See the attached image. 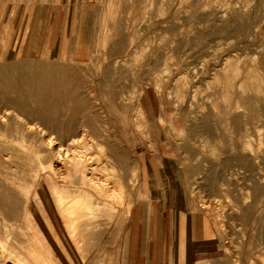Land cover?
Listing matches in <instances>:
<instances>
[{"label":"rangeland","instance_id":"rangeland-1","mask_svg":"<svg viewBox=\"0 0 264 264\" xmlns=\"http://www.w3.org/2000/svg\"><path fill=\"white\" fill-rule=\"evenodd\" d=\"M151 1L0 0V8L6 4L8 10L5 14L6 25L0 20V93H2L0 97L5 95L9 97V100H5L6 96L0 100V145L3 146H0V253L3 255L0 254L2 256H0V264H23L24 259L25 262L29 260L27 264H34L41 258L40 264L43 262L51 264L53 260L58 264H142L147 257L151 261L156 253V246L152 244H156L159 238L156 229L158 226H147L151 205L148 206L145 195V167L140 164L141 160H148L151 156L154 159L163 156L165 159L162 164H172L170 170L175 176L174 183L180 196L176 206L178 209L181 208L187 220L189 225L187 233L191 238L186 248L182 247L180 254L185 264H264L262 259L264 258V0ZM62 6L72 12L71 31L63 34L64 36L53 27H48L50 15L55 14ZM242 9L247 11L245 18L238 15V10ZM221 12L226 13L222 20L218 15ZM44 20H47V23ZM84 25L87 28V44L82 45L79 34ZM251 37H254V43L246 48V53L248 55L251 53V56L247 55L245 59L250 63L249 57L254 58L255 55V60L260 58L262 90L256 92L254 87L244 96L237 94L240 105L246 111L242 115L241 112L235 113L228 107L229 103L226 104L222 100L220 89L211 80L214 70L219 69L223 59L235 53V49ZM230 40L237 44V48L226 46ZM25 75L37 78V83L43 85H47L48 80L54 79L55 83L62 85L61 93L58 92L60 99L56 101L51 96L45 101L38 90L36 96H29L25 90L20 89L23 82L21 78ZM66 77L77 82L79 89L74 90V93H71L69 79ZM11 84L15 93L7 89L12 87ZM65 86L67 91L64 92H67L65 93L68 95H65L67 98L63 93ZM6 89L9 91L6 92ZM8 92L10 95L18 94L24 97H20L21 101L15 95L13 98L10 97ZM11 101L18 103L21 101L22 107L21 104L10 106ZM62 102L63 104L60 105ZM50 103H53L55 110ZM47 106L49 109L46 108V113ZM37 107H41L45 113L32 112ZM21 109L25 111L22 112ZM48 110L52 112L49 113ZM205 115L208 116L210 124L208 133L201 132L197 128ZM236 116H239L237 128L233 126ZM39 119H58L63 124L76 119L80 125L77 124V135L84 132L83 139L86 138L84 149L89 155L86 153L87 159L90 158L88 165L91 163L90 167L94 166L96 171L93 176H88L92 182L96 178L100 182L104 177L106 178V174H103L100 168L103 167L106 156L109 154L118 156L114 161L111 159L117 173L108 178L116 185L119 184L117 187L114 186L117 189L123 185L121 190L124 192L121 191V195L125 196L122 197L123 202L121 199L122 206L110 209L117 210L116 213L112 211L113 218L111 214L108 215L111 212L110 206H105L106 203L101 200L100 202L95 200L98 195L96 196L93 188L79 185L81 180L78 173L72 170L70 162L57 164L54 161L56 154L52 153H56L55 147L61 143L66 132L46 128ZM86 122L89 128L85 129L83 125ZM244 123H247V126H244ZM245 138H250L254 153L251 156L239 151V146L242 145L243 140H246ZM12 144L13 147L8 146ZM19 148L22 150L20 151ZM50 149H54L53 152L52 150L50 152ZM213 151L214 154H211ZM65 163L68 164L67 166L70 164L68 171ZM69 168L74 176L72 172L69 173ZM239 171L243 172L241 176ZM233 173L239 174L236 190L230 184ZM67 174H72L73 177ZM243 174L247 176L242 178ZM75 176L78 179H75ZM77 185L91 191L93 194L90 198L91 207L95 210L100 206L96 209L97 212L92 211L93 208L86 207L82 202L85 210L92 211L85 212L81 202L77 201L78 204L74 200L76 193L80 194ZM110 185L111 183L108 187ZM65 187L69 193L74 190L70 193L71 196L74 194L73 197L63 190L66 189ZM65 194L68 195L67 198H64ZM240 194L242 198L238 200ZM64 199L71 200L64 201L66 206L61 209V200ZM197 199H202V202L200 200V203L197 202ZM216 200L221 202L224 209L218 213L219 220L217 217L216 223L218 226L211 224L213 222L208 211L216 206ZM93 201L99 204L95 206ZM206 201L211 202L208 207ZM71 205L74 210H71ZM67 206L71 207L70 211L75 212L70 218H67L63 212ZM78 206L81 209H78ZM204 212L209 213L207 215ZM84 213H88V217ZM109 216L111 219L108 218ZM74 217L79 221L78 219L73 221L71 218ZM151 218L155 222L156 216ZM89 222H95V227ZM213 226L222 229H219L221 233L217 231V234ZM42 228L49 244L44 251L50 250L51 260L49 254L46 257L43 255L42 246L33 239V235L39 237L37 234H40ZM89 228L92 234L88 232ZM206 229H208L207 233ZM77 232L84 233L78 236ZM162 233L168 243L172 231L167 228ZM54 236H56L55 240H53ZM70 237L75 241H71ZM73 242H77V245ZM35 246L37 247L34 248ZM29 249L33 253L32 257L28 252ZM176 249L166 247L163 258L167 261L175 260L174 257H178ZM59 250H62L63 254L60 255ZM28 254L31 258L39 256L36 257V261L34 258L32 261ZM59 255L60 257L57 258ZM161 255L160 252L159 256L162 257ZM46 258L51 263L46 261ZM59 259L65 260L62 262Z\"/></svg>","mask_w":264,"mask_h":264},{"label":"bare ground","instance_id":"bare-ground-1","mask_svg":"<svg viewBox=\"0 0 264 264\" xmlns=\"http://www.w3.org/2000/svg\"><path fill=\"white\" fill-rule=\"evenodd\" d=\"M109 1V0H108ZM119 1V0H118ZM147 1V0H146ZM153 1V0H152ZM151 1V2H152ZM183 1V0H182ZM212 2V1H211ZM247 2V1H246ZM249 2V1H248ZM111 3V2H110ZM148 2H146V4H147ZM186 3V2H185ZM214 3V2H213ZM236 3V2H235ZM118 4V3H117ZM181 4V3H180ZM222 4V3H221ZM227 5V4H226ZM239 5V4H238ZM112 6V5H111ZM148 6H149V4H148ZM150 6H152V5H150ZM216 6V5H215ZM221 6V5H220ZM114 7V6H113ZM178 7V6H177ZM117 8H119L118 6H117ZM148 8V7H147ZM235 8V7H234ZM237 8V7H236ZM243 8V7H242ZM150 9H152V8H150ZM169 9V8H168ZM243 9H245V8H243ZM238 10V15L241 17V18H245V16L247 15L246 14V12H245V10ZM248 8H246V10H247ZM108 10H110L109 8H108ZM166 10V9H165ZM204 10V9H203ZM142 11V10H141ZM150 11V10H149ZM152 11V10H151ZM185 11V10H184ZM222 11V10H221ZM224 11V10H223ZM230 11V10H229ZM108 12V11H107ZM149 13H151V12H149ZM163 13V12H162ZM182 13V12H181ZM187 13V12H186ZM220 13V12H219ZM230 13V12H229ZM114 14H116V13H114ZM114 14H112L113 16H114ZM145 14H147V13H145ZM159 15H160V13H158ZM188 14V13H187ZM225 14L226 13H224V12H221V14H218V15H220L219 16V18L222 20V18H224L225 17ZM186 15V14H185ZM122 16V15H121ZM147 16H148V14H147ZM116 17V16H115ZM146 17V16H145ZM151 17V16H150ZM117 18V17H116ZM149 18V17H148ZM221 20H219V21H221ZM135 21V20H134ZM170 21V20H169ZM180 22V21H179ZM226 26V25H225ZM253 30H255V29H253ZM257 33V32H256ZM193 34V33H192ZM136 35H138L137 33H136ZM122 36H123V34H122ZM121 37V36H120ZM246 38V37H245ZM160 40V39H159ZM253 40H254V37H251V38H248V40H246V41H244L243 42V44H242V46H240V47H238V49H235V48H237L236 47V43L234 42V41H231V44H229L230 43V41H229V43L228 44H226V46H228V45H231L234 49H235V53H233L231 56L230 55H227L226 56V58L225 59H223V61H222V63L220 64V67H219V69H216V70H214V73H213V76H212V80H211V82L213 83V84H215L219 89H220V93H221V98H222V100L223 101H225L226 102V104L227 103H229L228 105V107H230V109H233L234 111H235V113H242V115H244L245 113H246V111H245V108L242 106V105H240V101H239V99L237 98V94H239L240 96H244L245 94H247L248 93V90H251V89H253L254 87H255V91L256 92H260L261 90H262V88H261V82H262V75H261V65H262V62H261V60H260V58L259 59H254L255 58V55H254V58H252V57H249L250 59H249V61H250V63L247 61V59H245V57L248 55V53H246V48H248V47H250L254 42H253ZM122 41V40H121ZM132 41V40H131ZM135 41V40H134ZM133 42V41H132ZM152 42V41H151ZM162 42V41H161ZM222 42V41H221ZM253 42V43H252ZM146 43V42H145ZM218 43V42H217ZM158 45V44H157ZM153 46V45H152ZM254 46V45H253ZM150 47V46H149ZM130 48V47H129ZM142 48V47H141ZM154 48V47H153ZM252 49V48H251ZM219 50V49H218ZM253 50V49H252ZM141 51V50H140ZM239 51H240V53H239ZM248 51V50H247ZM254 51V50H253ZM146 52V51H145ZM219 52H220V50H219ZM249 52V51H248ZM138 53V52H137ZM250 53V52H249ZM143 54V53H142ZM141 54V55H142ZM254 54V53H253ZM256 54V53H255ZM244 55V56H243ZM258 55V54H257ZM138 56V55H137ZM248 56H251V53H250V55H248ZM142 57V56H141ZM225 57V56H224ZM257 57V56H256ZM135 58V57H134ZM138 58H140V56L138 57ZM144 58V57H143ZM213 58V57H212ZM252 58V59H251ZM263 58V57H262ZM126 60V59H125ZM139 60V59H138ZM155 60V59H154ZM137 61V60H136ZM165 61V60H164ZM123 62V61H122ZM123 64V63H122ZM135 65V64H134ZM203 65V64H202ZM133 66V65H132ZM165 67V66H164ZM204 68V67H203ZM165 69V68H164ZM163 69V70H164ZM162 70V71H163ZM196 70V69H195ZM48 72H51V71H48ZM164 72V71H163ZM170 73V72H169ZM42 74V73H41ZM54 74V73H53ZM47 75H48V73H47ZM50 75V74H49ZM69 75V74H68ZM161 75V74H160ZM160 75H159V77H160ZM71 76V75H70ZM167 76V75H166ZM187 76V75H186ZM72 77V76H71ZM133 77V76H132ZM158 77V78H159ZM200 77H202V76H200ZM54 78V77H53ZM58 78H60V76L58 77ZM66 78H68V77H66ZM197 78V77H196ZM69 79V78H68ZM180 79V78H179ZM186 79V78H185ZM184 79V80H185ZM198 79V78H197ZM21 80L23 81L22 83H21V85H22V87L20 88V89H22L23 91L25 90V92L26 93H28V95L29 96H34L35 94H37L38 93V91H39V93H41L43 96H44V98H45V101H47L51 96H53L52 97V99H55L56 101H57V99H60L59 97H60V94L59 93H61V90H60V88L62 87V85H60V84H58V83H55L54 82V79H50V80H48L49 81V83L47 84V85H43V84H40V83H37V78H35V77H32L31 75H25V76H22V78H21ZM59 79H57V81H58ZM2 81V80H1ZM179 81V80H178ZM206 81H208L207 79H206ZM263 81H264V79H263ZM67 82V81H66ZM94 82V81H93ZM185 82V81H184ZM210 82V81H209ZM158 83V82H157ZM186 83V82H185ZM258 83V84H257ZM79 84V83H78ZM187 84V83H186ZM205 84H206V82H205ZM15 85H17V84H15ZM69 85L71 86V88H70V90L72 91H69V92H71V93H74L75 91L74 90H78L79 88H78V85H77V82L75 83L74 81H73V79L72 78H70L69 79ZM111 85V84H110ZM256 85V86H255ZM10 86V85H9ZM11 86H12V84H11ZM10 86V87H11ZM69 86V87H70ZM80 86V85H79ZM186 86V85H185ZM16 87H18V86H16ZM13 88V86L11 87V88H7V89H11L10 91L12 92V90H13V93H15V91H14V89H12ZM24 88V89H23ZM158 88H160V87H158ZM196 88V87H195ZM6 89V92L7 91H9V90H7ZM120 89V88H119ZM184 89V88H183ZM208 89V88H207ZM17 90V89H16ZM38 90V91H37ZM53 90V92H51L50 93V91H52ZM123 90V89H122ZM209 90H210V88H209ZM212 90V89H211ZM18 91V90H17ZM21 91V90H20ZM37 91V92H36ZM56 91H57V93H56ZM64 91H67V88H66V86H65V90H64V87H63V93H64V97H66V96H68V95H66L65 93H67V92H64ZM90 91V90H89ZM59 92V93H58ZM69 92H68V94H69ZM211 92V91H210ZM13 93H11V94H13ZM18 93V92H17ZM23 92H21V94H22ZM183 93V92H182ZM0 94H2V93H0ZM20 94V93H19ZM135 94V93H134ZM8 95H10L9 94V92H8ZM13 95H15V94H13ZM13 95H10V97L12 96V98H13ZM39 95V94H38ZM66 95V96H65ZM201 95H202V93H201ZM1 96H3V95H1ZM6 96V95H5ZM5 96H3L4 98H5ZM15 96H17V97H19V100H21L20 99V97L22 96V95H19L18 96V94L17 95H15ZM14 96V97H15ZM29 96H26L27 98H30ZM36 96V95H35ZM69 96H70V94H69ZM90 96H92V95H90ZM178 96V95H177ZM3 97H0V100L3 98ZM7 97V96H6ZM22 97H24V95L22 96ZM26 97H25V99H26ZM39 97V96H38ZM38 97H37V100H38ZM56 97V98H55ZM63 97V96H62ZM63 97V98H64ZM32 98V97H31ZM67 98V97H66ZM111 98V97H110ZM120 98V97H119ZM124 98H126V97H123V99ZM9 100V97H7L5 100ZM17 99V98H16ZM25 99H23L24 101H26ZM33 99V98H32ZM32 99L31 100H29L28 99V101H32ZM35 99V98H34ZM129 99V98H128ZM36 100V99H35ZM35 100H33V101H35ZM63 100V99H62ZM22 101V100H21ZM20 101V102H21ZM23 101V102H24ZM1 102V101H0ZM5 102V101H4ZM18 103L17 101H11L10 102V106H12V105H19L20 106V104H21V107H22V104L23 103ZM39 102L40 103H42L40 100H39ZM50 102V101H49ZM52 102H55V101H52ZM96 102V101H95ZM179 102V101H178ZM6 103H8L7 101H6ZM25 103V102H24ZM35 103V102H34ZM33 103V104H34ZM38 103V102H37ZM48 103V102H47ZM56 103V102H55ZM67 103V102H66ZM131 103V102H130ZM12 104V105H11ZM51 104V107H53L54 108V105L52 106V104L53 103H50ZM63 104V102L60 104V105H62ZM224 104V103H223ZM7 106H8V104H6ZM26 105V104H25ZM35 105H39V104H35ZM34 105V106H35ZM40 105H42V104H40ZM47 105V104H46ZM133 105V104H132ZM247 105V104H246ZM45 106V105H44ZM49 106H47V107H45V112L47 113V111H46V108H48ZM50 107V108H51ZM109 107V106H108ZM111 107V106H110ZM191 107V106H190ZM189 107V108H190ZM218 107V106H217ZM35 108V107H34ZM20 109V108H19ZM49 109V108H48ZM57 109V108H56ZM205 109V108H204ZM230 109H228V110H230ZM51 110V109H50ZM54 110H55V108H54ZM54 110H53V112H54ZM227 110V109H226ZM227 110V111H228ZM21 111H22V109H21ZM25 110H23L22 112H24ZM28 111H31V110H28ZM49 111V110H48ZM221 111V110H220ZM225 111V110H224ZM6 112V111H5ZM27 112V111H26ZM32 112H34V113H45L44 112V110L43 109H41V107L39 108V107H37V109H35V110H32ZM31 112V113H32ZM50 112H52V111H49V113ZM231 112V111H230ZM28 113V112H27ZM140 113V112H139ZM5 114V113H4ZM54 114V113H53ZM257 114V113H256ZM33 115H35V114H33ZM249 115V114H248ZM247 115V116H248ZM14 116H16V115H14ZM36 116V115H35ZM38 116V115H37ZM138 116V115H137ZM246 116V117H247ZM238 117L239 116H236L235 118H234V123H233V126L235 125V127L237 126V123H238ZM254 117V116H253ZM21 118V117H20ZM49 118V117H48ZM233 120V119H232ZM39 121H41V122H43V126L45 127V125H46V128H49V129H52V130H55V131H60V132H66L65 133V136H63V138H62V141H61V143L58 145V146H56L55 147V151L54 152H56V153H52V154H56L55 155V157H54V161H56V163L57 164H59V162H63L64 163V161H68V163L70 162V164L72 165V167H73V171L79 176V178H80V182H79V185L80 184H82L83 186L82 187H85V188H87V187H90L92 190H94L95 192H96V196H97V199H95V200H97V201H99V200H101V201H103V203L105 204V206L107 205V206H110L109 207V210L110 209H112V208H118L122 203H121V199H122V197L123 196H125V195H121V191H123V190H121V188L123 187V185H122V187L120 188H116L117 186H119V184L118 185H116L114 182H113V180L112 181H110L111 179H109L110 178V176L111 175H115L116 173H117V169L115 168V164H114V159H118V156L117 155H115V154H109V156H106V160L104 161V164H103V167H100V168H102V171H103V174H106V178L104 177L103 179H102V181L100 182L99 180H96L95 179V181L94 182H92V180H89L88 178V176H93V174H94V166H93V168H91L90 167V165H91V163H90V165H88L89 164V159H87V157H86V151H85V149H84V146L86 145L85 143H84V139H86V138H84L83 139V135H84V132H82L81 134H79V135H77V121H76V119H71L68 123H66V124H63L62 122H60V120H58V119H54V120H51V119H39ZM195 121V120H194ZM23 122V121H22ZM228 123H229V121H228ZM79 125V124H78ZM91 125V124H90ZM89 125V126H90ZM80 126V125H79ZM229 126V125H228ZM231 126V125H230ZM244 126H247V123H244ZM31 128V127H30ZM29 128V129H30ZM33 128V127H32ZM83 128H89L88 127V123L86 122V123H84V125H83ZM201 132H204V133H208L209 131H210V124H209V122H208V116H203V119H202V123L201 124H199L198 125V127H197ZM237 128V127H236ZM246 129H247V127H245ZM13 129V128H12ZM197 129V130H198ZM35 130V129H34ZM28 131V130H27ZM83 131H84V129H83ZM261 131V130H260ZM3 132V131H2ZM2 132H1V134H2ZM26 132V131H25ZM31 132V131H30ZM32 132H33V130H32ZM46 132V131H45ZM246 132H247V130H246ZM28 133V132H27ZM245 133V132H244ZM14 134V133H13ZM246 134V133H245ZM8 135V134H7ZM247 135V134H246ZM52 136V135H51ZM50 136V137H51ZM77 136H80V138H77ZM250 136V135H249ZM249 136H247V138L249 137ZM3 137H5L4 135H3ZM245 137V136H244ZM251 137V136H250ZM10 138V137H9ZM54 138V137H53ZM247 138H245L246 140L244 141L243 140V143H242V145L241 146H239V151H240V153H242V154H245V155H249V156H251L252 154H254V153H252V148H251V145L252 144H250L251 142H250V138L249 139H247ZM2 139V138H1ZM6 139V138H5ZM48 139H49V137H48ZM252 139V138H251ZM17 141V140H16ZM86 141V140H85ZM97 141V140H96ZM219 141V140H218ZM252 142H253V140H251ZM10 142V141H9ZM8 142V143H9ZM14 142V141H13ZM19 142V141H18ZM206 142L208 143V141L206 140ZM2 143V142H1ZM8 143H5V144H8ZM42 143V142H41ZM59 143V142H58ZM58 143H56V144H58ZM202 143V142H201ZM10 144V143H9ZM21 144V143H20ZM203 144V143H202ZM206 144V143H205ZM212 144V143H211ZM254 144V143H253ZM1 147H3L2 145H0ZM7 146V145H6ZM8 146H10V147H13V144H12V146L11 145H8ZM50 146H52V144L50 145ZM50 146H48V148L50 147ZM19 147V146H18ZM17 147V148H18ZM86 147V146H85ZM261 147V146H260ZM8 148V147H7ZM34 148V147H33ZM105 148V147H104ZM103 148V149H104ZM262 148V147H261ZM27 149V148H26ZM89 148L87 147V150H88ZM258 149V148H257ZM263 149V148H262ZM8 150V149H7ZM17 150V149H16ZM19 150H20V148H19ZM18 150V151H19ZM21 150H22V148H21ZM20 150V151H21ZM51 150L52 149H50V152H51ZM54 150V149H53ZM53 150H52V152H53ZM101 150V149H100ZM210 150V149H209ZM213 150V149H212ZM260 150V149H259ZM17 151V152H18ZM92 151V150H91ZM111 151H113V150H111ZM211 151V150H210ZM258 151V150H257ZM100 152V151H99ZM105 152V151H104ZM9 153V152H8ZM11 153V152H10ZM122 153V152H121ZM260 153V152H259ZM22 154V153H21ZM20 154V155H21ZM51 154V155H52ZM211 154H214V151H213V153H211ZM2 155V154H1ZM11 155H13V154H11ZM18 155H19V152H18ZM37 155V154H36ZM87 155H88V153H87ZM28 156V155H27ZM39 156V155H38ZM54 156V155H53ZM89 156V155H88ZM117 156V157H116ZM120 156H121V154H120ZM211 156V155H210ZM213 156V155H212ZM258 156H260V155H258ZM264 156V155H263ZM36 157V156H35ZM214 157V156H213ZM262 157V156H261ZM100 158V157H99ZM211 158V157H210ZM256 158H257V156H256ZM17 159V158H16ZM42 159V158H41ZM49 159V158H48ZM113 161H112V160ZM121 159V158H120ZM200 159V158H199ZM213 159V158H212ZM261 159V158H260ZM9 160H11V159H9ZM32 160V159H31ZM101 160V159H100ZM215 160H216V158H215ZM258 161H259V159H257ZM16 161V160H15ZM25 161V160H24ZM46 161V160H45ZM213 161H214V159H213ZM256 161V160H255ZM9 162V161H8ZM33 162V161H32ZM31 162V163H32ZM92 162V161H91ZM96 162V161H95ZM98 162V161H97ZM111 164H110V163ZM48 163V162H47ZM93 163V162H92ZM258 163V162H257ZM7 164V163H6ZM28 164H30V163H28ZM33 164V163H32ZM36 164V163H35ZM66 164V163H65ZM64 164V165H65ZM70 164H69V166H70ZM95 164V163H94ZM98 164V163H97ZM101 164H102V161H101ZM114 164V165H113ZM38 165V164H37ZM62 165V164H61ZM68 164H66V166H67ZM93 165V164H92ZM96 165V164H95ZM20 166V165H19ZM23 166V165H22ZM40 166V165H39ZM69 166H67V170L66 171H68V167ZM88 166H89V168H88ZM97 166V165H96ZM99 166V165H98ZM260 166V165H259ZM1 167V166H0ZM33 167V166H32ZM5 168V167H4ZM39 168V167H38ZM66 168V167H65ZM71 168V167H70ZM70 168H69V173H71L72 171L70 170ZM24 169V168H23ZM98 169V168H97ZM96 169V170H97ZM33 170V169H32ZM37 170V169H36ZM204 170V169H203ZM23 171V170H22ZM98 171H99V169H98ZM201 171V170H200ZM51 172H53V171H51ZM60 172V171H59ZM96 172V171H95ZM260 172V171H259ZM41 173V172H40ZM44 173V172H43ZM67 173V172H66ZM73 173V172H72ZM98 173V172H97ZM96 173V174H97ZM239 173H240V176H241V174L243 173V172H241V171H239ZM36 174V173H35ZM101 174V173H100ZM246 174V173H245ZM245 174H243V176H242V178L244 177V176H247V175H245ZM257 174V173H256ZM260 174V173H259ZM262 174V173H261ZM5 175V174H4ZM37 175V174H36ZM55 175V174H54ZM68 175V174H67ZM70 175V174H69ZM68 175V176H69ZM98 175V174H97ZM41 176V175H40ZM70 176H72V174L70 175ZM73 176H74V173H73ZM72 176V177H73ZM117 176V175H116ZM232 179H230V180H232V182L230 183L233 187H234V189H235V187L238 185V181H239V174L238 173H233L232 175ZM259 176V175H258ZM55 177V176H54ZM77 176H75L74 178L75 179H78V178H76ZM102 177H103V175H102ZM109 177V178H108ZM260 177V176H259ZM258 177V178H259ZM15 178V177H14ZM69 178V177H68ZM113 178V177H112ZM261 178V177H260ZM23 179V178H22ZM30 179V178H29ZM28 179V180H29ZM36 179H38V178H36ZM47 179V178H46ZM65 179V178H64ZM72 179V178H71ZM100 179V178H99ZM114 179V178H113ZM120 179V178H119ZM35 180V179H34ZM41 180V179H40ZM43 180V179H42ZM59 180V179H58ZM94 180V179H93ZM115 180V179H114ZM256 180V179H255ZM1 181V180H0ZM129 181V180H128ZM243 181V180H242ZM241 181V182H242ZM252 181V180H251ZM20 182V181H19ZM22 182V181H21ZM45 182V181H44ZM54 182V181H53ZM116 183H119V182H117V181H115ZM238 182V183H237ZM43 183V182H42ZM49 183V182H48ZM73 183V182H72ZM111 183V185H110V187H108L109 186V184ZM191 183V182H190ZM121 184V183H120ZM223 184V183H222ZM24 185V184H23ZM29 185V184H28ZM47 185V184H46ZM45 185V186H46ZM58 185V184H57ZM72 185V184H71ZM251 185V184H250ZM18 186V185H17ZM26 186V185H25ZM48 186V185H47ZM46 186V187H47ZM66 186V185H65ZM74 186V185H73ZM73 186H72V188H73ZM76 186V185H75ZM93 186V187H92ZM114 186H116V187H114ZM121 186V185H120ZM252 186V185H251ZM40 187V186H39ZM50 187V186H49ZM58 187V186H57ZM69 188H70V186H68ZM79 186L77 185V188H78ZM81 187V186H80ZM78 188V190L80 191L79 193V195H77V191L75 192L76 193V198H78V199H74V198H72V199H74V200H76V202L77 201H79V202H81V204L83 205V203L82 202H84V204H86L85 206L86 207H88V208H93V207H91V205H92V203H91V197L93 196V194L91 193V191L89 192V191H87L85 188ZM191 187H193V186H191ZM220 187H222V186H220ZM10 188V187H9ZM23 188V187H22ZM40 188H42V187H40ZM51 188V187H50ZM50 188H48V189H50ZM62 188V187H61ZM66 188V187H65ZM68 188V189H69ZM231 188V187H230ZM74 190H76L75 188H73ZM73 189H71V190H73ZM89 189V188H88ZM5 190V189H4ZM26 190V189H25ZM47 190V189H46ZM52 190V189H51ZM50 190V191H51ZM56 190V189H55ZM63 190H66V192H67V194L69 193V190L67 191V188L66 189H64L63 188ZM62 190V191H63ZM74 190H73V192H74ZM90 190V189H89ZM236 190V189H235ZM238 190V189H237ZM220 191V190H219ZM225 191V190H224ZM227 191V190H226ZM240 191V190H239ZM245 191V190H244ZM27 192V191H26ZM43 192V191H42ZM64 192V191H63ZM65 192V193H66ZM72 191H70V193H71ZM72 192V193H73ZM94 192V193H95ZM124 192V191H123ZM223 192V191H222ZM238 192V191H237ZM236 192V193H237ZM48 193H50V192H48ZM59 193V192H58ZM68 194L70 197H73V195L71 196V194ZM128 193V192H127ZM194 193V192H193ZM235 193V194H236ZM241 193V192H240ZM61 194V193H60ZM123 194V193H122ZM220 194V193H219ZM222 194V193H221ZM225 194V193H224ZM223 194V195H224ZM241 194H243V193H241ZM240 194V195H241ZM45 195V194H44ZM68 195H66L65 194V196H64V198L67 196L68 197ZM193 195V194H192ZM222 195V196H223ZM238 195V194H237ZM18 196V195H17ZM63 196V195H62ZM78 196H80V197H78ZM95 195H94V197H96ZM227 196V195H226ZM234 196V195H233ZM44 197V196H43ZM66 197V198H67ZM69 197V198H70ZM201 197V196H200ZM1 198V197H0ZM23 198V197H22ZM60 198V197H59ZM62 198V197H61ZM68 198V199H69ZM80 198V199H79ZM194 198V197H193ZM203 198V197H202ZM223 198H224V196H223ZM226 198V197H225ZM237 198H239V196L237 197ZM241 198H242V195H241V197H240V199H238V200H241ZM46 199V198H45ZM44 199V200H45ZM51 199H53V198H51ZM227 199V198H226ZM245 199V198H244ZM59 200V199H58ZM58 200H57V202H58ZM67 199H64V200H61V204H60V208L61 209H63L65 206H66V203L64 202V201H66ZM71 200V199H70ZM69 200V201H70ZM73 200V201H74ZM93 200V199H92ZM200 200V199H199ZM198 199H197V202L199 201ZM202 200V199H201ZM200 200V201H201ZM219 200V199H218ZM221 200V199H220ZM251 200V199H250ZM18 201V200H17ZM23 201V200H22ZM63 201V202H62ZM68 200H67V202H69ZM124 200L122 199V202H123ZM129 201V200H128ZM200 201H199V203H200ZM212 201V200H211ZM243 201H245V200H243ZM76 202H74V203H76ZM94 202V201H93ZM96 202V201H95ZM94 202V203H95ZM100 202V201H99ZM202 202V201H201ZM207 202V207H208V205H209V203L211 204V202L210 201H206ZM205 202V203H206ZM8 203V202H7ZM20 203V202H19ZM65 203V204H64ZM78 203V202H77ZM98 203V202H97ZM97 203H95V206H97L96 204ZM102 203V204H103ZM64 204V205H63ZM70 204H72V202H70ZM79 204V203H78ZM99 204V203H98ZM103 204V205H104ZM39 205V204H38ZM57 205V204H56ZM55 205V206H56ZM69 205V204H68ZM101 205V204H100ZM199 205V204H198ZM204 205V204H203ZM215 207H214V205H213V207L214 208H212V209H210V210H208L209 208H206L208 211H210V218H211V220H212V222L213 223H211V224H213L214 226L216 225V223H217V217H218V220H219V216H218V213H220V212H222V211H224V209L222 208V206H221V202L220 201H215ZM248 205V204H247ZM17 206V205H16ZM73 205H71V207H72ZM90 206V207H89ZM93 206H94V204H93ZM122 206V205H121ZM201 206V205H200ZM199 206V207H200ZM212 206V205H211ZM70 206H67L64 210H63V212H64V214L66 215V217L67 218H70L73 214L72 213H75V212H72V211H70V208H71ZM81 207H83L84 208V210H85V207H84V205L83 206H81ZM81 207H79L78 206V209L80 208L81 209ZM100 208V206H97V208ZM248 207V206H247ZM20 208V207H19ZM57 208V207H56ZM75 208H76V204H75ZM96 208V209H97ZM101 208H102V206H101ZM107 208V207H106ZM205 208V207H204ZM73 209V207L71 208V210ZM77 209V208H76ZM94 210V208L92 209V211H96L97 212V210ZM104 209H105V207H104ZM202 210H203V208H201ZM200 209V210H201ZM3 210H4V208H3ZM15 210V209H14ZM74 210V209H73ZM84 210H82L83 212H84ZM89 213H91L92 211H91V209L89 210V209H86ZM85 210V212H87ZM99 210L100 209H98V212H99ZM114 210V209H113ZM112 210V211H113ZM116 210V209H115ZM115 210H114V212H115ZM201 210V211H202ZM231 210V209H230ZM60 211V210H59ZM75 211H80V210H75ZM81 211V212H82ZM111 211V210H110ZM112 211L110 212V213H108V215H110L111 214V216H112ZM117 211V210H116ZM8 212V211H7ZM109 212V211H108ZM229 212V211H228ZM16 213V212H15ZM45 213V212H44ZM76 213H80V212H76ZM94 213V212H93ZM106 213V212H105ZM116 213V212H115ZM119 213V212H118ZM205 213V212H204ZM207 213H209V212H207ZM207 213H205V214H207ZM50 214V213H49ZM61 214V213H60ZM77 214V215H78ZM81 215H82V213H80ZM85 214V216H87L88 215V213L86 214V213H84ZM99 214V213H98ZM104 214V213H103ZM229 214V213H228ZM45 215V214H44ZM59 215V214H58ZM76 214H74V216H75ZM105 215V214H104ZM208 215V214H207ZM237 215V214H236ZM12 216V215H11ZM18 216V215H17ZM46 216H47V214H46ZM90 216V215H89ZM23 217V216H22ZM61 218L63 217L62 215L60 216ZM75 217H77V216H75ZM71 218L72 220L73 219H75V221H77L76 219H78L79 218V215H78V218ZM88 217V216H87ZM3 218V217H2ZM20 218V217H19ZM65 218V217H64ZM84 218V217H83ZM96 218V217H95ZM104 218V217H103ZM108 218H110L111 219V217L109 216ZM112 218H113V216H112ZM43 219V218H42ZM85 219H87L86 217H85ZM89 219V218H88ZM90 219H91V216H90ZM93 219V218H92ZM109 219V220H110ZM47 220V219H46ZM62 220V219H61ZM65 220V219H64ZM82 219L80 218V221H81ZM210 220V221H211ZM223 220V219H222ZM236 220V219H235ZM63 221V220H62ZM68 221V220H67ZM74 221V220H73ZM72 221V222H73ZM78 221H79V219H78ZM89 221V220H88ZM87 221V222H88ZM100 221H101V219H100ZM10 222V221H9ZM68 222H70V221H68ZM87 222H85V223H87ZM91 222H92V220H91ZM91 222H89V224L90 225H92V224H94V223H91ZM109 222V221H108ZM16 223H18V222H16ZM24 223V222H23ZM81 222H79V224H80ZM84 223V224H85ZM97 223V222H96ZM98 223H99V221H98ZM107 223V222H106ZM58 224H59V222H58ZM68 224V223H67ZM83 224V225H84ZM109 224V223H108ZM221 224V223H220ZM219 224V225H220ZM45 225V224H44ZM43 225V226H44ZM71 225H72V223H71ZM86 225V224H85ZM90 225H87V226H90ZM96 225H98V224H96ZM101 225V224H100ZM8 226V225H7ZM45 226H47V224L45 225ZM65 226V225H64ZM73 226V225H72ZM213 226V228H215ZM216 226H218V225H216ZM10 227V226H9ZM49 227V226H48ZM53 227V226H52ZM78 227V226H77ZM93 227H95V224H94V226ZM93 227H91V228H93ZM97 227V226H96ZM103 227V226H102ZM101 227V228H102ZM240 227V226H239ZM24 228V227H23ZM86 228V227H85ZM98 228V227H97ZM97 228H95L96 230H97ZM100 228V229H101ZM217 228V227H216ZM215 228V230H216V232L217 231H219L220 232V230H222V229H216ZM231 228H232V226H231ZM14 229V228H13ZM68 229H70V228H68ZM67 229V230H68ZM78 229H79V227H78ZM95 229H92V231L93 230H95ZM1 230V229H0ZM74 230V229H73ZM75 230H76V228H75ZM98 230H99V228H98ZM231 230V229H230ZM237 230V229H236ZM60 231V230H59ZM66 231V230H65ZM64 231V232H65ZM77 231H79V230H77ZM86 230L84 229V232H85ZM90 231V233H91V230H90V228H89V230H88V232ZM232 231V230H231ZM28 232V231H27ZM70 232V231H69ZM74 232V231H73ZM76 232V231H75ZM74 232V233H75ZM84 232H81V233H84ZM96 232V231H95ZM44 233H45V231H44V228H42L41 230H40V234H37V235H39V237L38 236H35V235H33V239L34 240H36L35 242H37L38 243V245L39 246H42V251L44 252V254L43 255H45V257L47 256V254H49L48 255V257H49V259L50 258H52L51 257V253H50V250L48 251H44V249H46V247H47V245H49L48 244V240H47V237L46 236H44ZM53 233V232H52ZM72 233V232H71ZM80 233V234H81ZM86 233V232H85ZM221 233V232H220ZM220 233H219V235H220ZM223 233V232H222ZM225 233V232H224ZM230 233V232H229ZM34 234V233H33ZM59 234H61V233H59ZM64 234V233H63ZM79 233L77 232V235H78ZM80 234L78 235V236H80ZM89 234V233H88ZM92 234V233H91ZM95 234V233H94ZM217 234H218V232H217ZM54 235V234H53ZM66 235V234H65ZM69 235V234H68ZM76 235V234H75ZM76 235V236H77ZM82 235V234H81ZM85 235V234H84ZM86 235H87V233H86ZM95 235H98V234H95ZM218 235V236H219ZM231 235V234H230ZM5 236V235H4ZM60 236V235H59ZM71 236V235H70ZM73 236V235H72ZM77 236V237H78ZM99 236V235H98ZM223 236V235H222ZM7 237H10V236H7ZM21 237V236H20ZM38 237V238H37ZM40 237H42L41 239H40ZM55 237L56 236H54L53 238V240H55ZM61 237H62V235H61ZM68 237V236H67ZM73 237H75V236H73ZM73 237H72V239H73ZM82 237H84V236H82ZM230 237H232V236H230ZM69 238V237H68ZM76 238V237H75ZM81 238V237H80ZM8 239V238H7ZM70 239H71V237H70ZM71 239V241H75V240H72ZM228 239V238H227ZM5 240H6V237H5ZM241 240V239H240ZM69 241V240H68ZM77 241V240H76ZM235 241V240H234ZM237 241V240H236ZM238 241H239V239H238ZM58 242H59V240H58ZM78 242V241H77ZM77 242H73V243H77ZM222 242V241H221ZM224 242V241H223ZM229 242V241H228ZM4 243V242H3ZM5 243H7V242H5ZM51 243V242H50ZM68 243V242H67ZM234 243V242H233ZM24 244V243H23ZM34 244V243H33ZM74 244V246H76ZM220 244V243H219ZM229 244V243H228ZM4 245H6V244H4ZM21 245V244H20ZM57 245H58V243H57ZM56 245V246H57ZM70 245V244H69ZM223 245V244H222ZM8 246V245H7ZM34 246V245H33ZM53 246V245H52ZM2 247V246H1ZM13 247V246H12ZM37 246H35L34 248H36ZM61 248V246H58V248ZM235 247V246H234ZM237 247V246H236ZM57 248V249H58ZM71 248V247H70ZM76 248V247H75ZM1 249V248H0ZM4 249V248H3ZM6 249V248H5ZM26 249V248H25ZM40 249V250H41ZM54 249V248H53ZM52 249V251H54ZM72 249V248H71ZM30 250V249H29ZM35 250V249H34ZM78 250V249H77ZM228 250V249H227ZM2 251V250H1ZM5 251V250H4ZM28 251V250H27ZM33 251V250H32ZM57 251V250H56ZM60 251V255H61V253L63 254V251L62 250H59ZM72 251V250H71ZM262 251V250H261ZM29 252V254L31 253V250L30 251H28ZM34 252V251H33ZM36 252H38V250L36 251ZM35 252V253H36ZM45 252H46V254H45ZM55 252V251H54ZM230 252V251H229ZM57 253V252H56ZM68 253H70V252H68ZM74 253V252H73ZM1 254V253H0ZM4 254V253H3ZM7 254V253H6ZM29 254H28V257H32V255H33V253H31L30 254V256H29ZM2 255V254H1ZM0 255V256H1ZM10 255V254H9ZM53 255V254H52ZM56 255V254H55ZM60 255L57 257V258H59L60 257ZM227 255V254H226ZM3 256V255H2ZM1 256V257H2ZM35 256V255H34ZM37 256H39V255H37ZM36 256V257H37ZM63 256V255H62ZM62 256H61V258H62ZM255 256V255H254ZM263 256V255H262ZM30 257V258H31ZM36 257H33L34 258V261H36L35 259H37ZM41 257V256H40ZM4 258V257H3ZM2 258V259H3ZM21 258V257H20ZM33 258H31V260L33 259ZM39 258V257H38ZM56 258V257H55ZM71 258V257H70ZM85 258V257H84ZM252 258V257H251ZM254 258V257H253ZM8 259V258H7ZM23 259H24V257H23ZM40 259V258H39ZM42 259V258H41ZM41 259L38 261H36V262H40L41 261ZM44 259V258H43ZM47 259V258H46ZM53 259H54V257H53ZM262 259H264V258H262ZM6 260V259H5ZM5 260H4V262H5ZM24 260H26V259H24ZM23 260V262L24 263H26V262H28V261H24ZM51 260V259H50ZM57 260V259H56ZM60 260V259H59ZM58 260V261H59ZM65 260V259H64ZM63 260V261H64ZM259 260V259H258ZM33 261V260H32ZM44 261V260H43ZM46 261H49L48 259L46 260ZM45 261V262H46ZM60 261H62V260H60ZM59 261V263H61ZM62 261V262H63ZM72 261V260H71ZM83 261V260H82ZM3 262V261H2ZM22 262V263H23ZM36 262H34V264L36 263ZM50 262V261H49ZM53 262H54V260L52 261V263L51 264H53ZM55 262H57V261H55ZM54 262V263H55ZM216 262V261H215ZM235 262V261H234ZM263 262V261H262ZM0 263H1V259H0ZM23 263V264H24ZM37 263V264H38ZM42 263V262H41ZM44 263V262H43ZM42 263V264H43ZM76 263V262H75ZM84 263V262H83ZM254 263V262H253ZM2 264H5V263H2ZM12 264H14V263H12ZM27 264V263H26ZM40 264V263H39ZM44 264H47V263H44ZM55 264H58V263H55ZM65 264V263H64ZM68 264V263H67ZM74 264V263H73Z\"/></svg>","mask_w":264,"mask_h":264},{"label":"crops","instance_id":"crops-1","mask_svg":"<svg viewBox=\"0 0 264 264\" xmlns=\"http://www.w3.org/2000/svg\"><path fill=\"white\" fill-rule=\"evenodd\" d=\"M5 5L6 4H3L0 8V20L3 21V25H6L5 14L6 11H8L6 10L7 8ZM71 16V10L62 6L59 8V11L50 15V24L48 27H53L54 30L62 34L61 36H64L71 31ZM44 22L47 23V20H44ZM86 32L87 28H85L84 25L79 34V40L82 45L87 44ZM145 112H147L146 109ZM151 112H153V110ZM148 116L150 117V114H148ZM151 157L148 158V160H141L140 164L145 167V195L147 203H149L148 206L151 205V212H149L150 217L147 226H158L156 229L158 230L159 238L156 240V244H152L153 246H156L155 257H153L151 261L149 257L145 258L142 264H185V260H181L180 254L182 247L186 248L187 243L191 238H189L190 236L187 233V226H189L187 225V220L184 218L181 208L178 209L176 206L177 200L180 199V196L178 195L177 186L174 183L175 176L170 170L172 164H162L163 159H165L163 156L156 159ZM159 163H161V166H159ZM152 216H156V219L154 218L155 222L154 220L152 221ZM167 228L172 231L168 243L165 240L164 233H162ZM207 232L208 229H206V233ZM166 247L177 248L176 252L178 257H174L175 260L167 261L163 258L166 254ZM184 251L183 253L185 256L186 251ZM160 252L162 257L159 256Z\"/></svg>","mask_w":264,"mask_h":264}]
</instances>
